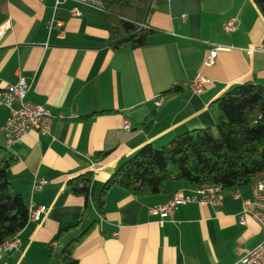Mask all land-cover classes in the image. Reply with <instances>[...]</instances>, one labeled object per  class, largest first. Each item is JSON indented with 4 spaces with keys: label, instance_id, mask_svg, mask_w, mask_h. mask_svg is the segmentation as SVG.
<instances>
[{
    "label": "crops",
    "instance_id": "obj_1",
    "mask_svg": "<svg viewBox=\"0 0 264 264\" xmlns=\"http://www.w3.org/2000/svg\"><path fill=\"white\" fill-rule=\"evenodd\" d=\"M232 18L237 27L227 30ZM147 25V44L114 48L103 8L0 0V96L23 75L29 101L54 115H77L57 118L51 135L33 129L11 144L2 132L10 108L0 104V146L15 158L13 189L30 209L47 208L13 237L15 246L0 250V264H62L63 249L78 236L77 264H230L240 243L249 248L264 238L252 220L244 226L238 218L254 184L225 192L221 206L179 205L163 224L150 208L198 187L170 180L166 192L139 197L113 186L100 207L101 189L124 159L145 144L162 147L180 133L215 128L214 100L248 80L264 86V13L255 0H156ZM213 49L215 62L207 65ZM198 73L210 79L201 93L189 87ZM176 84L182 91L166 93ZM90 171L87 201L69 181ZM42 177L48 182L34 190Z\"/></svg>",
    "mask_w": 264,
    "mask_h": 264
},
{
    "label": "trees",
    "instance_id": "obj_2",
    "mask_svg": "<svg viewBox=\"0 0 264 264\" xmlns=\"http://www.w3.org/2000/svg\"><path fill=\"white\" fill-rule=\"evenodd\" d=\"M255 1L264 13V0ZM102 2L114 48L135 49L147 44L152 29L145 22L153 7L152 0ZM182 89L183 84H176L166 93ZM210 109L217 119L215 128L180 133L162 147L145 144L124 159L103 185L100 207H104L107 192L113 186L142 197L166 192L170 180H183L198 188L221 185L224 192H230L264 178V86L250 80L237 84L214 100ZM0 153L3 154L0 161L2 245L27 224L30 207L24 196L13 189L8 174L14 156L2 146ZM93 179L90 171L70 180V191L88 201ZM72 227L67 226L63 231ZM80 237L68 241L62 251V264H77L73 249Z\"/></svg>",
    "mask_w": 264,
    "mask_h": 264
},
{
    "label": "built area",
    "instance_id": "obj_3",
    "mask_svg": "<svg viewBox=\"0 0 264 264\" xmlns=\"http://www.w3.org/2000/svg\"><path fill=\"white\" fill-rule=\"evenodd\" d=\"M68 0H57V2ZM79 3L90 4L96 7L103 8L102 0H70ZM156 0H152L153 6ZM74 15H80L81 12L78 8L72 10ZM186 16H183L185 19ZM237 18H232L226 23L227 30H233L236 28ZM53 23L50 22V26ZM58 25H62L58 22ZM64 31L59 33L60 37H63ZM1 36V31H0ZM217 56V51L213 49L211 51V58L208 61L213 65ZM210 79L201 73L196 76L190 82V88L195 93H201L204 87ZM30 88V81L27 77L19 75L15 83H8L4 90L1 92L0 104H6L10 108V116L6 121V124L2 128V132L8 143H14L19 141L24 134L30 130H37L45 135H51L52 126L57 118L60 119H73L76 118V114L66 116L64 114L54 115L52 112L42 105L32 103L27 99V93ZM158 104L162 103V99L158 100ZM124 128L126 130L131 129V124L128 120L124 121ZM48 180L44 177L38 178L34 181V190H41ZM235 198H239L240 194L234 192ZM225 192L221 185H212L199 187L194 189L190 194H176L172 199L165 203L154 205L150 208L151 213L159 216V222L163 224L167 220H173L176 212V208L179 205L188 203H199L201 205L221 206L224 203ZM47 208L45 206H38L37 208L30 209V219L40 220L43 214L46 213ZM239 222L241 225L247 226L249 220H252L264 233V178L259 179L254 184L253 197L250 199H244L242 202V208L239 212ZM18 243L16 238L10 239L0 245V250L4 248H11ZM56 245V243H52ZM237 252L240 257L230 264H264V238L259 241L253 247H245L243 243L237 246Z\"/></svg>",
    "mask_w": 264,
    "mask_h": 264
},
{
    "label": "bare ground",
    "instance_id": "obj_4",
    "mask_svg": "<svg viewBox=\"0 0 264 264\" xmlns=\"http://www.w3.org/2000/svg\"><path fill=\"white\" fill-rule=\"evenodd\" d=\"M146 23H147V20H146L145 24H146ZM237 23H238V21L236 22V27H237ZM210 58H211V53H210V55H209V58H208L207 61H206V64H207V65H211V64L208 63V61L210 60ZM203 91H204V90H203ZM203 91H202V92H203ZM211 186H212V185H211Z\"/></svg>",
    "mask_w": 264,
    "mask_h": 264
},
{
    "label": "water",
    "instance_id": "obj_5",
    "mask_svg": "<svg viewBox=\"0 0 264 264\" xmlns=\"http://www.w3.org/2000/svg\"><path fill=\"white\" fill-rule=\"evenodd\" d=\"M124 39V38H123Z\"/></svg>",
    "mask_w": 264,
    "mask_h": 264
}]
</instances>
